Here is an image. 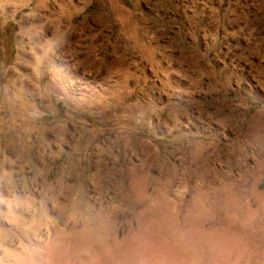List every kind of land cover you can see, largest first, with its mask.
<instances>
[{
  "label": "rangeland",
  "instance_id": "obj_1",
  "mask_svg": "<svg viewBox=\"0 0 264 264\" xmlns=\"http://www.w3.org/2000/svg\"><path fill=\"white\" fill-rule=\"evenodd\" d=\"M25 1L13 0L17 13L12 16L3 14L0 4V264H264V87L255 81H264V0H111L112 8L108 0H78V11L64 15L56 13L60 0H45V7L30 16L34 1L18 9ZM26 17L38 18L43 27L24 28ZM54 33L69 38L45 45ZM115 63L125 71L118 72ZM126 70L132 78L124 76ZM150 73L157 77L152 98L160 112L136 113L126 127L118 121L110 133L104 126L100 156H87L102 165L84 173L80 167L73 177L59 173L61 164L71 165V139L81 135L83 123L93 126L91 112L77 102L98 95L105 103L100 93L112 81L139 77L144 84ZM157 87L165 94H157ZM12 92V99L3 100L15 105L3 102L1 94ZM178 102L169 109V103ZM219 113L231 124L220 125ZM117 115L122 117L121 110ZM73 118L77 122L68 129ZM200 124L207 128L199 130ZM13 125L17 144L11 145L24 154L17 151V160L5 149L11 136L3 134ZM48 125H64L66 133H41ZM255 130L258 136L252 138ZM126 135L151 143L156 152L159 148L160 162L176 171L169 189L174 210L168 205L159 210L150 231L140 215L150 201L123 203L117 196L134 184L133 170L141 161L149 165L148 197L167 171L156 164L158 152L153 156L132 143L123 148L118 138ZM179 135L191 144L215 137L222 146L209 152L211 182L201 192L186 171L191 152L181 150ZM76 157L83 162L79 153ZM253 180L259 183L258 199L251 196ZM204 192L211 199L218 195L220 202L193 206L196 193ZM113 206L126 210L110 223L104 214ZM42 207L48 222L36 231L30 221ZM159 217L164 224L157 223ZM73 226L79 231L55 234Z\"/></svg>",
  "mask_w": 264,
  "mask_h": 264
},
{
  "label": "bare ground",
  "instance_id": "obj_2",
  "mask_svg": "<svg viewBox=\"0 0 264 264\" xmlns=\"http://www.w3.org/2000/svg\"><path fill=\"white\" fill-rule=\"evenodd\" d=\"M24 1V0H23ZM29 1H34V7L31 9V11L28 13L29 15L28 16H30V15H35L34 13H36L38 10H39V8L40 7H45V0H26L25 2H22V4L20 5V8H18V9H21L22 8V6H24V5H26ZM77 1L78 0H60V5H59V8H58V11L56 12L55 11V9H54V11L57 13V14H63L64 15V13H68V14H70L71 12H75V11H78V9H76L77 7H78V4H77ZM94 1V0H93ZM102 1V0H101ZM112 1H114V0H112ZM76 2V3H75ZM79 2V1H78ZM89 2H90V0H89ZM18 3H20V2H18ZM0 4H1V9H2V12H3V14H5V15H10V16H12L14 13H17V2L16 3H13V0H0ZM86 4V3H85ZM99 4V3H98ZM101 5H102V3H100ZM108 8H112L113 7V5H112V2H111V0L109 1L108 0ZM122 7V6H121ZM125 8V7H124ZM105 11V10H104ZM38 13V12H37ZM111 14V13H110ZM27 16V17H28ZM26 17V18H27ZM35 17V16H34ZM128 17V16H127ZM23 19L22 20V23L24 24V28H26V29H31V30H33L32 28H34V27H36V25H37V27L38 28H40L41 29V27H43V23L44 22H42L41 20H39L37 17V19H30V17L29 18H27V19ZM66 28V27H65ZM35 29V28H34ZM40 31V30H39ZM41 33V32H40ZM47 33V32H46ZM42 34V33H41ZM36 36V35H35ZM64 38H66V39H68L69 37H68V35H62V36H58V35H56L55 33L52 35V38H49V39H45V40H43V42H44V44L45 45H52V44H54L55 42H59V40H61V39H64ZM32 40L34 41V42H38V40H37V37H32ZM42 44V43H41ZM40 45V44H39ZM44 45V46H45ZM46 47V46H45ZM55 47V46H54ZM52 48V47H51ZM56 48V47H55ZM45 49V48H44ZM48 49V48H47ZM46 49V50H47ZM49 50V49H48ZM47 50V51H48ZM52 51V50H51ZM48 52H50V51H48ZM54 52V51H53ZM41 53V52H40ZM46 54V53H45ZM45 54L42 56V57H44L45 56ZM48 54V53H47ZM50 54H51V52H50ZM52 54H55V53H52ZM41 56H39V57H41ZM47 57V56H46ZM53 59V58H52ZM41 60V59H40ZM46 60H47V58H46ZM123 65L121 64V63H115V67L117 68V71L119 72V71H125V69L122 67ZM123 68V69H122ZM70 71H72V69L70 70ZM73 71H74V69H73ZM68 72V71H67ZM77 73H78V71H77ZM77 73L75 72L74 74L79 78V75H77ZM86 76V75H85ZM92 77V76H91ZM81 78V77H80ZM83 79V78H82ZM255 81L257 82V85H258V87L260 88V87H264V81L263 80H261V77L260 78H258V77H255ZM117 84V83H116ZM253 86V85H252ZM251 87V86H250ZM253 89H255L256 88V86L254 87H252ZM85 89H87V88H85ZM258 89V88H257ZM88 90V89H87ZM256 92V91H255ZM93 94V93H92ZM110 100V99H109ZM106 101H108V100H106ZM106 103V102H105ZM262 114H264V113H262ZM219 115H221V118L220 119H218V123L220 124V125H222V126H226V124L228 123V124H231V122H232V120L229 118V117H225V114H222V113H219ZM13 117V116H12ZM199 123V122H198ZM197 124V123H196ZM199 130H205V128H207V127H204L203 125H201L200 124V126H196ZM196 128V129H197ZM257 129V128H256ZM261 130V129H260ZM246 132H250L249 131V128L248 129H246ZM255 132V133H254ZM229 133L231 134V135H235V133L236 132H233V131H229ZM251 135L253 136L252 138H255L256 136H258V131H253V134H252V132H251ZM224 136V135H223ZM182 137L183 136H181V135H179V136H177V141H179L180 142V144L182 145L183 144V146H179L180 148H181V150H187L188 152H191L190 153V155L188 156V158H187V160H186V171H188L189 172V174L190 175H192V176H194V178H195V184L194 185H196V186H198V188H197V190L199 189L200 190V188H202L203 186H205V185H207V184H209L210 182H211V180H209V178H208V174H209V168H210V164H211V159H210V154H209V152L210 151H212V152H214V151H221L222 150V146H220L217 142H216V139H215V137H212L211 139H209V141H207V142H204V141H202V142H199V143H197V144H191L189 141H186V140H183L182 141ZM232 137V136H231ZM200 138V137H199ZM208 138V137H207ZM118 140L120 141L119 143H121L122 144V146H123V148L124 147H126L127 146V144H129V143H132V145L134 146V148H136V149H142L143 151H145L146 153H151V154H153V156H156V154H157V152H158V156L156 157V164H157V166L159 167V168H162V169H164V170H166L167 171V176L166 177H164V180H162V181H160V180H156L157 181V184H158V186H159V188H158V190H157V192L153 195V196H149L148 197V194L146 193L145 194V192H144V186H146V184L145 183H147V178H148V171H149V165H148V163L147 162H145L144 160L143 161H141V163L139 164V166H137L136 168H134V170H133V174H135V177H133L136 181L134 182V184H132L131 185V187H130V184H131V182H130V184H128L129 185V187H125L124 189L125 190H123V192H121V193H119L118 194V196H117V198H118V200L119 201H121V202H123V203H130V202H133V204H134V202H148V201H150V206L149 205H147V207L145 208V210H143V212H141V214L140 215H143V216H146V220H145V224H146V226H147V228L149 229L148 231H150L155 225V222L154 221H156V218L163 212V210H162V212H160V214H159V210H161V209H164L167 205H168V207H166V208H168V209H170L169 208V203L172 201L171 199H170V196H171V193H170V191H169V189H170V187H171V184H172V182L174 181V179H175V175H176V171H175V169L174 168H169V167H167V165H166V163L165 162H160V158H161V150L158 148V151L156 152L155 151V148H154V145H152L151 143H148V142H146V141H144L143 139H140V138H137V139H134V138H131V139H128V137H127V135L126 136H121V138H118ZM194 140H195V138H194ZM255 140V139H254ZM254 140H252V141H254ZM92 144V143H91ZM179 144V145H180ZM80 147V146H79ZM179 148V149H180ZM80 150H82V149H80ZM192 150H194V151H192ZM78 152V151H77ZM164 152V151H163ZM175 152V151H174ZM211 153V152H210ZM219 154V153H218ZM221 155V154H220ZM215 156V155H214ZM83 157V156H82ZM122 157V156H121ZM72 159H74V158H72ZM71 159V160H72ZM75 160V159H74ZM73 160V161H74ZM77 160H78V158H77ZM85 161V160H84ZM75 162V161H74ZM82 162V161H81ZM78 163V162H77ZM83 163V162H82ZM100 165H102V164H100ZM71 166V165H70ZM79 166V165H78ZM118 167H119V165H117ZM80 167V166H79ZM83 167V166H82ZM121 167V166H120ZM251 168V167H250ZM249 168V169H250ZM78 169V168H77ZM83 169V168H82ZM81 169V170H82ZM69 170V169H68ZM116 170H118V169H116ZM244 170V169H243ZM258 170V169H257ZM82 172H83V170H82ZM122 172V171H121ZM127 172V171H126ZM84 173V172H83ZM125 173V172H124ZM128 173V172H127ZM249 173V172H248ZM81 175H82V173H80ZM128 174H130V173H128ZM162 174V173H161ZM180 174V173H179ZM84 175V174H83ZM120 175H122V174H120ZM132 175V174H131ZM248 175V174H247ZM80 176V175H79ZM117 176V175H116ZM119 176V175H118ZM127 176V175H126ZM125 176V177H126ZM163 176V175H162ZM164 176H165V174H164ZM187 176V175H186ZM248 176H250V175H248ZM123 176H121V178H122ZM161 177V175L159 176V178ZM238 177V176H237ZM127 178V177H126ZM151 178V177H150ZM158 178V177H157ZM223 178V177H222ZM239 178V177H238ZM131 179V178H130ZM156 179V178H155ZM211 179V178H210ZM149 180V179H148ZM238 180V179H237ZM121 181H122V179H121ZM127 181V180H126ZM150 181V180H149ZM184 181V180H183ZM153 182V181H152ZM175 182V181H174ZM173 182V183H174ZM190 182V181H189ZM216 182V181H215ZM123 183V182H122ZM151 183V182H150ZM155 183V182H154ZM180 183V182H179ZM217 183H219V182H217ZM177 184V183H176ZM220 184V183H219ZM259 183L258 182H256L255 180H253V182L251 183V187H249L250 189H251V196H252V198L253 199H258V198H260L259 197V194H257L258 192H257V188H258V185ZM153 185V184H152ZM188 185H189V183H188ZM208 186V185H207ZM206 186V187H207ZM223 186V185H222ZM222 186H221V188H222ZM225 186V185H224ZM223 186V187H224ZM250 186V185H249ZM156 187V186H155ZM175 187V186H174ZM180 186H178L177 188H179ZM183 187H186L187 188V186H185L184 184H183ZM190 187H192V186H190ZM189 187V188H190ZM195 187V186H194ZM220 187V186H219ZM226 187V186H225ZM243 187H244V185H243ZM182 188V187H181ZM181 188H180V190H181ZM185 188V189H186ZM208 188V187H207ZM148 188L146 187V190H147ZM193 189V188H192ZM224 189V188H223ZM244 189H245V187H244ZM145 190V191H146ZM156 190V189H155ZM174 189H172V191H173ZM178 190V189H177ZM176 190V191H177ZM179 190V191H180ZM194 190H195V188H194ZM199 190H198V192H199ZM225 190H226V188H225ZM232 190V189H231ZM189 191H190V189H189ZM193 191V190H192ZM196 191V190H195ZM202 190H200V192H201ZM224 191V190H223ZM237 191V190H236ZM241 191V190H240ZM250 191V190H249ZM132 192V193H131ZM153 192H154V189H153ZM175 192V191H174ZM183 192V191H182ZM181 192V193H182ZM227 192V191H226ZM248 192V191H247ZM152 193V192H151ZM185 193L187 194V192H186V190H185ZM116 194V193H115ZM176 194H178V192L176 193ZM211 194V193H210ZM209 194V192L207 193V192H204V193H196V195H195V197H194V200H193V206H196V207H201V206H203V205H206V204H209V205H214V204H216V203H218V202H220V197H218V195L216 196V198L214 199L213 197V199H211V196H209L210 195ZM247 194V193H246ZM191 195V194H190ZM243 195V194H242ZM177 196H179V195H177ZM236 196V195H235ZM239 196V195H238ZM175 198V197H174ZM179 198V197H178ZM240 198V197H239ZM243 198V197H242ZM173 199V198H172ZM187 199V198H186ZM189 199V198H188ZM244 199V198H243ZM181 200V199H180ZM242 200V199H241ZM182 201V200H181ZM237 201V200H236ZM120 202V203H121ZM178 202V201H177ZM180 202V201H179ZM178 202V203H179ZM187 202H188V200H187ZM240 202V201H239ZM238 202V204H240ZM115 203H116V200H115ZM114 203V204H115ZM122 203V204H123ZM152 203H153V205H152ZM177 203V204H178ZM183 203V201L181 202V204ZM190 203V202H189ZM119 204V203H118ZM171 204V203H170ZM179 205L178 204V206H182V205ZM190 204V205H191ZM237 204V203H236ZM71 205V204H70ZM120 205V204H119ZM174 204H172V206H173ZM230 205V204H229ZM80 206V204H79V200H77V202L75 201L74 203H72V208L74 207V210H76L78 207ZM125 206H127V205H125ZM152 206V207H151ZM175 206V205H174ZM114 207V206H113ZM112 207V208H113ZM124 207V206H123ZM134 207V206H133ZM151 207V208H150ZM171 207V206H170ZM177 207V206H176ZM196 207H194V208H196ZM228 207V206H227ZM173 208H175V207H173ZM217 208V207H216ZM125 210L126 209H123V208H120V206H116V207H114L112 210H111V208H110V211L109 212H107V213H105L104 214V216L107 218V220L111 223L112 221H113V219L112 218H115V217H117L119 214H122L123 212H125ZM170 210H174V209H170ZM178 210H179V208H178ZM107 211V210H106ZM130 210H128V212H129ZM180 211V210H179ZM196 211V210H195ZM199 211H200V209H199ZM199 211H198V213H199ZM201 213H202V210L200 211ZM210 212H211V210H210ZM251 212H252V210H251ZM196 213H197V211H196ZM201 213H199V214H201ZM212 213V212H211ZM128 214V213H127ZM213 214V213H212ZM211 214V215H212ZM46 215H47V210L46 209H43V207H42V209L38 212V213H36V217H34V222H33V224L31 225V221H30V227L32 226V228L34 229V230H36V231H38V230H40V228L42 227V226H46L47 225V219H46ZM210 215V216H211ZM58 216L60 217V213H58ZM124 216V215H123ZM135 216V215H134ZM198 216H201L202 217V215H198ZM198 216H197V218H198ZM204 216V215H203ZM205 216H207V215H205ZM147 217H149L148 219H147ZM200 217V218H201ZM213 216H211V218H212ZM252 217V216H251ZM160 218V220L157 222V223H159L160 221H161V217H159ZM210 217H209V219H211ZM223 218H225V217H223ZM33 219V218H32ZM139 219V218H138ZM145 219V218H144ZM165 219V218H164ZM174 219V218H173ZM205 219H207V217L205 218ZM208 219V221H210ZM104 220H106V219H104ZM140 220V219H139ZM163 220V219H162ZM176 220V219H175ZM212 220V219H211ZM85 221V220H84ZM167 221V220H166ZM165 221V222H166ZM207 221V220H206ZM143 222H144V220H143ZM164 222V221H163ZM163 222H160V224L161 223H163ZM116 223V222H115ZM114 223V224H115ZM141 223V222H140ZM194 223V222H193ZM100 224V223H99ZM105 224V223H104ZM137 224V223H136ZM164 224V223H163ZM76 225V224H75ZM103 225V224H102ZM101 225V226H102ZM111 225V224H110ZM113 225V224H112ZM166 225V224H165ZM77 226V225H76ZM85 226V225H84ZM143 226V225H142ZM159 226H162V225H159ZM168 226V225H167ZM219 226V225H218ZM107 227V226H106ZM139 227V226H138ZM169 227V226H168ZM103 228H105V227H103ZM108 228V227H107ZM106 228V229H107ZM110 228V227H109ZM155 228V227H154ZM219 228V227H218ZM31 229V228H30ZM130 229H132V227H130ZM139 229V228H138ZM28 230V229H27ZM65 228H63V229H57L56 231H55V234H57V235H64L65 233H67V232H69V233H75V232H77V231H79V230H77V228L75 227V226H73V227H71V228H68V230H66ZM104 230V229H103ZM137 230V229H136ZM219 230V229H218ZM82 231V230H81ZM152 232V231H151ZM162 232V231H161ZM167 232V231H166ZM210 232H211V230H210ZM215 232H216V230H215ZM79 233V232H78ZM81 234H82V232H80ZM150 233V232H149ZM153 233V232H152ZM131 234V233H130ZM76 235V234H75ZM74 235V236H75ZM56 236V235H55ZM64 238V237H63ZM57 240H59V239H57ZM72 240V239H71ZM60 241V240H59ZM68 241V240H67ZM63 242V241H62ZM67 243H69V242H67ZM71 244H72V242H71ZM61 248V247H60Z\"/></svg>",
  "mask_w": 264,
  "mask_h": 264
},
{
  "label": "crops",
  "instance_id": "obj_3",
  "mask_svg": "<svg viewBox=\"0 0 264 264\" xmlns=\"http://www.w3.org/2000/svg\"><path fill=\"white\" fill-rule=\"evenodd\" d=\"M125 73L127 74L128 70H126ZM124 76L132 78L133 75L127 74ZM156 78L157 77L153 76V74L150 73V75L147 78V81H145L144 84L141 83V81L139 80V77H135L134 79H132L134 81L131 80L130 82H127V80L123 81V80H120V78H117L116 80L111 82V86L109 87V89H106L107 91H105L106 93L104 94L100 93V95H105L106 99L108 100V101H105L106 104L103 103L102 97L98 95H94L87 101L77 102V106H79L81 110L83 111L89 110L91 112V117H93V126H91L90 128H86V124L83 123L81 135L79 137H76V138L73 137V139H71L73 141L72 142L73 145L71 149L72 154L69 157L71 166L61 164L59 166V173L67 175L69 177H73V175L75 176V170L77 168L80 171V167L81 169L82 168L86 169L91 166H94V167L100 166L101 160L99 158L98 159L96 158L97 160H94L93 162H91V157L87 158V156H89V152L91 153L93 152L95 156H96V153H98L100 156L101 151L99 150L100 147L98 145L101 144L102 139H103L102 130L104 126L107 128V132L110 133L111 128L115 127L118 124V121L123 122V125L126 127L127 119L130 120V119L135 118L134 115L136 113L139 114L140 112H143L142 113L143 116H145V114L147 116V112L148 113L155 112V111L160 112L161 110L160 109L161 106H159L160 104L158 103V101H156V99L152 98V96L154 95V89H155L154 86H155ZM174 82L179 83L180 81H178V79L175 78ZM69 83L70 82H68L67 87L70 90H75V89H72L74 88L73 87L74 84H69ZM5 89L6 88H4V90ZM156 90H157V94L159 95L165 94V92L163 91V89H161V87H157ZM12 95L15 96L16 94L13 92L6 93V94H1V97H2V100L6 98V101H7L8 99H12ZM78 95H81V94H78ZM20 98H22V95H20ZM3 102L5 101L3 100ZM7 104L15 105V102L14 103L10 102ZM67 105L74 109L73 106L69 104ZM177 105L180 106L181 103L179 102L177 104L169 103L168 107L171 110H175ZM162 106H163L162 109L165 110L166 104H163ZM45 108L47 111V107ZM48 109H49V106H48ZM118 110H121L122 112V117H120L121 119L117 115ZM73 111L77 112L76 110H73ZM10 116L11 117L13 116L12 118L13 120L17 119L16 113L15 114L11 113ZM140 118H142V116ZM76 122L77 121H75L74 118L72 119L71 122L68 121L67 122L68 129L70 128L71 123L72 125L73 124L75 125ZM5 133L11 136V138L7 139L6 141V144L8 145L5 147V149L13 150L15 153V159L17 160V151H18V155L21 152L17 150V147L15 146L13 147V145H11L12 143L17 144V125H13L12 127L10 126L6 128L5 131H3V134ZM41 133H46L51 136L52 135L59 136V135H64L66 131H65L64 125H61V126L60 125L59 126L58 125H51V126L48 125L45 128V131H41ZM105 139H108V138H105ZM77 153H79L81 157L83 156L82 157L83 163L80 162V158L76 157ZM29 155L33 157L32 154H29ZM19 156L24 157V154L21 153ZM46 158H49V157L47 156ZM60 158L61 156H60V153L58 152L57 156L53 159L54 160L56 159L58 161L60 160ZM72 158H74L75 160ZM79 171H77V174H79ZM56 181H58V177L56 178Z\"/></svg>",
  "mask_w": 264,
  "mask_h": 264
}]
</instances>
